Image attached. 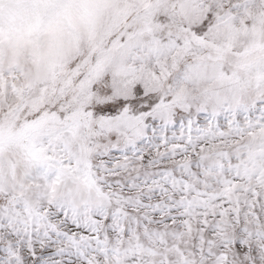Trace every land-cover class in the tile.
Segmentation results:
<instances>
[{"label": "snow or ice", "instance_id": "6c2138e0", "mask_svg": "<svg viewBox=\"0 0 264 264\" xmlns=\"http://www.w3.org/2000/svg\"><path fill=\"white\" fill-rule=\"evenodd\" d=\"M0 264H264V0H0Z\"/></svg>", "mask_w": 264, "mask_h": 264}]
</instances>
